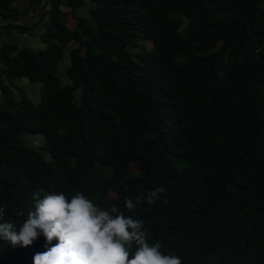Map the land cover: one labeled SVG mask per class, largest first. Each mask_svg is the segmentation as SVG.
<instances>
[{
    "label": "trees",
    "instance_id": "16d2710c",
    "mask_svg": "<svg viewBox=\"0 0 264 264\" xmlns=\"http://www.w3.org/2000/svg\"><path fill=\"white\" fill-rule=\"evenodd\" d=\"M15 2L0 0V20L18 15ZM61 3L43 1L45 48H0L4 219L18 228L41 188L105 209L128 198L127 185L162 186L164 199L133 214L165 254L264 264V0H88L87 16L74 14L85 0H65L73 29ZM16 78L42 84L37 103L14 96ZM34 134L38 148L25 140ZM37 248L40 237L28 250L0 239V264H33Z\"/></svg>",
    "mask_w": 264,
    "mask_h": 264
},
{
    "label": "clouds",
    "instance_id": "9594fccd",
    "mask_svg": "<svg viewBox=\"0 0 264 264\" xmlns=\"http://www.w3.org/2000/svg\"><path fill=\"white\" fill-rule=\"evenodd\" d=\"M140 190L127 185L128 198L104 209L80 191L69 198L63 191L45 193L41 188L32 193L33 208L18 228V222L4 219L0 208V239L28 250L40 237L47 250L28 251L26 260L33 264H182L179 256L162 251V241L133 214L140 205L164 199L165 188ZM116 197L110 188L106 198Z\"/></svg>",
    "mask_w": 264,
    "mask_h": 264
},
{
    "label": "rangeland",
    "instance_id": "374dc122",
    "mask_svg": "<svg viewBox=\"0 0 264 264\" xmlns=\"http://www.w3.org/2000/svg\"><path fill=\"white\" fill-rule=\"evenodd\" d=\"M44 0H16L17 16H12L6 20H0V26L7 23H15L27 27L23 32H19L17 28L3 29L0 28V48L4 44L16 43L19 47H31L35 49L45 48V44L40 41L39 35L44 30V23L47 16L43 13ZM88 0H85V5L74 11L75 15L87 16L88 13ZM49 8V5L45 7ZM60 8L67 14L65 24L68 28L75 27V19L71 14L70 8L66 6L65 0H62ZM143 44L150 48L152 47L151 41H144ZM77 46L76 41H70L63 51V58L58 64L57 77L61 85H66L70 81L66 75V69L70 65L69 50ZM41 83H30L25 78H16L15 85L13 86L14 96L19 99L23 92L30 100L37 103L40 100ZM264 89V87H263ZM22 91V92H21ZM80 91H76L75 95L78 98ZM25 140L29 145H34L37 148L43 142L41 134L26 135ZM45 157H48L46 152H43Z\"/></svg>",
    "mask_w": 264,
    "mask_h": 264
}]
</instances>
